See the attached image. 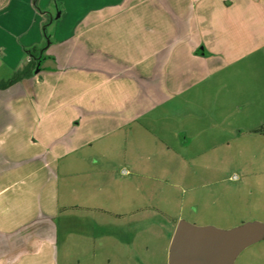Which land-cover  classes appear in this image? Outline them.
<instances>
[{"label":"crops","instance_id":"obj_1","mask_svg":"<svg viewBox=\"0 0 264 264\" xmlns=\"http://www.w3.org/2000/svg\"><path fill=\"white\" fill-rule=\"evenodd\" d=\"M30 50L33 76L0 89V264H68L76 234L91 264L115 257L139 213L133 172L198 182L234 110L233 133L264 137V0H0V80Z\"/></svg>","mask_w":264,"mask_h":264},{"label":"rangeland","instance_id":"obj_2","mask_svg":"<svg viewBox=\"0 0 264 264\" xmlns=\"http://www.w3.org/2000/svg\"><path fill=\"white\" fill-rule=\"evenodd\" d=\"M231 119L227 125L218 126L221 130H230H225L231 137L228 145L219 139L218 148L210 150V153L200 155V158L186 155L182 160L186 167L195 157L202 164L211 162V172L205 173L202 169L199 175L202 179L198 182L194 180L191 169L178 172L177 169L166 171L171 167L164 170L162 167V171L150 172L151 177L133 172V208H138L139 213L133 214L132 244L128 248L121 246L115 257L107 246L99 254L100 257L105 254V260L100 259L97 264H168L171 240L168 242L170 234L166 227L174 226L177 219L224 229L248 221L264 222V137L243 134L239 137L233 132L244 125L242 113L234 110ZM206 137L202 135L200 138L202 152L210 149V145H206ZM170 164L174 165L173 158ZM120 178L122 181L124 177ZM164 206H167L168 219L158 212ZM90 223L75 220L69 227L88 231ZM127 235L124 233V237ZM78 239L81 236L76 234L72 239L76 244L71 240L73 247L70 245L67 253L70 257L68 264L93 263L90 252H81L80 248L86 249V244ZM108 257L112 259L109 263ZM235 264H264V240L244 250Z\"/></svg>","mask_w":264,"mask_h":264},{"label":"water","instance_id":"obj_3","mask_svg":"<svg viewBox=\"0 0 264 264\" xmlns=\"http://www.w3.org/2000/svg\"><path fill=\"white\" fill-rule=\"evenodd\" d=\"M263 240L261 221L224 229L181 219L171 239L168 264H235L244 250Z\"/></svg>","mask_w":264,"mask_h":264},{"label":"trees","instance_id":"obj_4","mask_svg":"<svg viewBox=\"0 0 264 264\" xmlns=\"http://www.w3.org/2000/svg\"><path fill=\"white\" fill-rule=\"evenodd\" d=\"M35 50H30L29 53L31 55L30 61L27 62L25 66H23L19 70H15L11 77L7 80H0V89H7L10 86L33 76L34 71L36 70L37 61L33 58ZM40 51H45L44 48L40 49ZM257 134L264 135V124L254 131Z\"/></svg>","mask_w":264,"mask_h":264},{"label":"built area","instance_id":"obj_5","mask_svg":"<svg viewBox=\"0 0 264 264\" xmlns=\"http://www.w3.org/2000/svg\"><path fill=\"white\" fill-rule=\"evenodd\" d=\"M125 173V172H124ZM127 173V172H126Z\"/></svg>","mask_w":264,"mask_h":264}]
</instances>
